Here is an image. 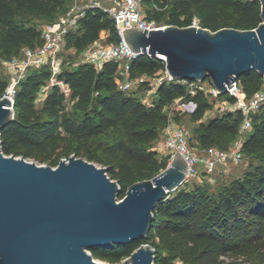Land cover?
<instances>
[{
	"label": "trees",
	"instance_id": "trees-1",
	"mask_svg": "<svg viewBox=\"0 0 264 264\" xmlns=\"http://www.w3.org/2000/svg\"><path fill=\"white\" fill-rule=\"evenodd\" d=\"M146 1L148 18L164 23L189 25L198 17L201 25L212 30L252 29L262 20L261 0ZM71 3L0 0V65L23 55L25 47L42 44V21L55 22ZM104 29L109 31V42L120 41L113 17L103 8L90 7L66 32L58 76L69 83V95L54 84L41 98L53 68L50 63L28 68L17 86L15 117L0 129L6 154L54 166L71 154L83 156L107 166L109 175L122 185L123 197L132 183L152 178L168 166L172 154L160 156L153 146L171 118L167 106L181 96L194 104L188 110L194 122L191 143L202 148H231L241 134V108L210 114L214 106L211 92L192 90L178 79H165L151 101H146L153 78L166 69L163 58L142 54L132 60L131 74L148 77L132 90L121 89L117 83L118 60H107L100 69L83 60V50L99 40ZM71 47L76 54L66 56V48ZM239 78L248 96L264 83V76L256 70ZM8 83L0 71V97ZM219 97L235 99L229 92L219 93ZM175 117L182 119L179 114ZM242 152L243 160L250 158L243 175L225 182L218 191L194 178L185 180L157 204L147 236L128 244L94 247L93 255L120 262L142 243H151L157 249L156 264H264V103L253 113ZM191 181L196 182L192 187Z\"/></svg>",
	"mask_w": 264,
	"mask_h": 264
},
{
	"label": "water",
	"instance_id": "water-1",
	"mask_svg": "<svg viewBox=\"0 0 264 264\" xmlns=\"http://www.w3.org/2000/svg\"><path fill=\"white\" fill-rule=\"evenodd\" d=\"M256 28L166 24L130 26L124 37L136 57L159 56L175 78H210L220 93L256 70L264 76V0ZM15 117L14 101L0 97V129ZM0 132V264H156V247L142 243L120 262L96 258L91 249L128 244L147 236L154 209L189 172L176 151L152 178L132 183L125 195L107 166L71 154L57 165L6 154Z\"/></svg>",
	"mask_w": 264,
	"mask_h": 264
},
{
	"label": "built area",
	"instance_id": "built-area-1",
	"mask_svg": "<svg viewBox=\"0 0 264 264\" xmlns=\"http://www.w3.org/2000/svg\"><path fill=\"white\" fill-rule=\"evenodd\" d=\"M143 3L144 0H90L87 6L76 12L75 17L71 21L75 27L78 19L84 16L86 9L90 7L103 8L113 17L120 34V41L101 43L99 41L100 38L85 48L81 56L83 60L92 62L97 69L102 68L107 60H118L119 74L117 76V83L121 89L125 90L138 89L148 77L146 75L133 76L131 74V62L136 57V52L126 41L123 29L130 26L157 28L169 24L159 22L156 19H149L143 9ZM66 21L67 19L63 17L61 21L46 24L43 27L44 41L42 44L36 47H25L23 55L14 56L6 60L7 69L10 73V81L4 95L10 96L15 101L18 83L26 74L28 68L30 66H41L45 63H50L53 71L49 83L42 88L41 98L44 97L48 88L54 84L60 85L66 95L70 94L71 87L69 83L58 76L63 60L61 50L64 47L65 34L69 30L66 26ZM191 24L201 25L200 19L195 17ZM165 79L173 80L177 78L170 74L167 69H165L163 74L154 77L153 85L148 89L147 102L151 101L152 94ZM178 80L188 83L192 90L201 88L211 92L214 100L213 108H219L220 110L241 108L243 111V120L240 128L241 134L230 149H221L217 146L202 148L197 143H191V131L180 124L175 117H171L164 128L165 139L161 147L168 150L172 155L174 152L180 151L186 156L190 165L186 180L201 177L204 171L208 174H213L217 171H228L231 161L238 163L243 159L242 145L245 132L252 127L253 113L264 103V83L254 94L248 96L238 77L232 82L234 87L228 88L229 94L235 97L232 101L228 98H220V91L210 79L193 80L181 78ZM177 99L184 100L183 97ZM187 105V102L184 100L180 105V109L185 111ZM192 105L194 106L193 102Z\"/></svg>",
	"mask_w": 264,
	"mask_h": 264
},
{
	"label": "rangeland",
	"instance_id": "rangeland-1",
	"mask_svg": "<svg viewBox=\"0 0 264 264\" xmlns=\"http://www.w3.org/2000/svg\"><path fill=\"white\" fill-rule=\"evenodd\" d=\"M90 2V0H72V3L70 4L69 9L66 12L61 13L56 21H61L63 17H65L67 19V23L66 26L68 27V29L73 28L74 26L72 25L71 21L73 19V17H75V14L78 10H80L81 8H84L85 6H87V4ZM75 5H77V7H75ZM148 6V3L146 0H144L143 3V9L146 12V8ZM147 13V12H146ZM49 22L47 21H42V26L44 27L46 24H48ZM102 37L99 40L101 43H108V36H109V31H102ZM77 52V50L73 47L71 48H66L65 50V55L68 56L69 54H73L75 55ZM79 56V55H78ZM0 71L1 74L8 78L10 81V73L7 69V65H6V60H3L1 62L0 65ZM164 73V71L162 72V74ZM182 97V96H181ZM178 97V98H181ZM184 101V100H183ZM182 100H178L176 98V100L170 104L169 106H167V110L169 111V114L171 115V117H175L176 114H179L180 116H182V119L179 121L180 124L184 125L185 127H187L190 131H192V127L194 126V122L191 121V117L189 114L188 110H192L193 109V105L191 101H186L187 102V108L186 111L183 112V110L180 109V105L183 103ZM216 111H218L217 109L213 108L209 113L213 114ZM183 112V113H182ZM176 118V117H175ZM249 130L247 132H245V136L248 134ZM165 139L164 134L162 135V137L159 139V141L161 142H156L153 146L154 149H156L159 153L160 156H164L166 155V151L164 149L161 148V145L163 143ZM235 144V142L231 145V147ZM31 160H36L34 158H29ZM38 163L40 164H47V162H41L39 160H36ZM255 162H257V160H255ZM250 165V158L245 156L244 160L242 159L240 162H234L231 161L230 163V168L228 171H224V172H220L217 171L213 174H209L207 176H205L203 173L201 175V177H197L194 178L196 179L199 183L205 184L206 186L209 187V189L211 191H218V189L225 183L230 181L231 179L243 175V173L245 172V170L249 167ZM202 170V169H201ZM190 184L189 186L192 187L194 184H196V182H190L188 183ZM120 198H122V195L120 194ZM104 261V260H103Z\"/></svg>",
	"mask_w": 264,
	"mask_h": 264
},
{
	"label": "crops",
	"instance_id": "crops-1",
	"mask_svg": "<svg viewBox=\"0 0 264 264\" xmlns=\"http://www.w3.org/2000/svg\"><path fill=\"white\" fill-rule=\"evenodd\" d=\"M102 31H103V30H102ZM104 31H108V30H105V29H104ZM101 33H102V32H101ZM101 37H102V34H101ZM213 107H214V106H213ZM212 109H213V108H212ZM215 109L220 110L219 108H215ZM210 110H211V109H210ZM208 113H209V111H208ZM159 142H160V141H159ZM160 143H161V142H160ZM161 148L164 149V150L166 151V153H169L168 150H166L165 148H163V147H161Z\"/></svg>",
	"mask_w": 264,
	"mask_h": 264
}]
</instances>
